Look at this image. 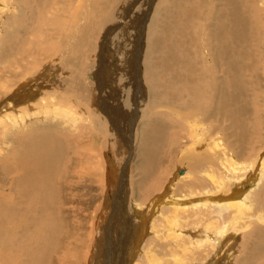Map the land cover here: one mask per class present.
<instances>
[{"label": "bare ground", "instance_id": "obj_1", "mask_svg": "<svg viewBox=\"0 0 264 264\" xmlns=\"http://www.w3.org/2000/svg\"><path fill=\"white\" fill-rule=\"evenodd\" d=\"M190 1L158 0L154 8L155 0H0V127L17 201L26 206L10 201L12 226L0 211V264H22L25 255L31 264L77 259L79 245L64 239L56 220L66 202L56 195L65 189V153L82 131L71 103L105 135L97 174L113 188L87 264H264V0H195L193 10ZM173 7L182 27L198 34L201 24L209 40L174 30ZM141 123L150 172L162 153L187 167L142 203L130 187Z\"/></svg>", "mask_w": 264, "mask_h": 264}, {"label": "rangeland", "instance_id": "obj_2", "mask_svg": "<svg viewBox=\"0 0 264 264\" xmlns=\"http://www.w3.org/2000/svg\"><path fill=\"white\" fill-rule=\"evenodd\" d=\"M194 1L195 0H192V1H190V2H187V4L189 5V8L190 9H192L193 10V7H194ZM10 2L11 3H13L14 5H16V0H10ZM155 3H157L158 4V0L156 1L155 0V2H154V8L156 7V5L157 4H155ZM190 3H192V4H190ZM219 3H221V2H219ZM32 4H34V3H32ZM34 6H36V4H34ZM154 8H153V11H154ZM153 11H152V13H153ZM176 11V12H175ZM171 12H172V14H173V16H175L177 13H178V15H177V17H176V21L175 20H172L173 22H172V26H173V28L176 26V24H177V26L174 28V30H176L177 32H182V30L183 29H185L188 33H192V34H195V35H199L200 36V39H202V40H209L208 39V33L205 35L204 34V32H202L203 31V27L201 26V24H200V31H198V34L194 31L195 30V28L193 29V28H191L189 25H186L185 27H182L181 26V23L180 22H182L183 21V17H182V15H179L180 13L176 10V8L175 7H173V9H171ZM170 11H169V14L171 13ZM174 12V13H173ZM33 14V13H32ZM34 15V14H33ZM152 15V14H151ZM154 17V16H153ZM141 18H142V16H141ZM140 18V19H141ZM195 19V22L197 23L198 22V20L196 21V19L197 18H195V17H191V18H189L192 22H194V19ZM209 19H210V17H208ZM209 19H206V21H213L212 20V17H211V20H209ZM254 20H252L251 18H250V21H251V23L253 24V25H255L254 24V21H255V18H253ZM256 19H258V18H256ZM143 20V19H142ZM259 20V19H258ZM258 20H256L255 22H257ZM152 21V20H151ZM253 21V22H252ZM194 22V23H195ZM179 23V24H178ZM199 23V22H198ZM197 23V24H198ZM210 23H212V22H210ZM159 27H160V25H158ZM189 28H191V29H189ZM141 26H139V28H138V32H139V34L137 33V35L138 36H142V32H141V30L143 29V28H140ZM161 28V27H160ZM140 30V31H139ZM196 30H197V28H196ZM189 31H191V32H189ZM141 32V33H140ZM194 32V33H193ZM161 33H162V29H161ZM203 33V34H202ZM202 34V35H201ZM189 35H191V34H189ZM204 35V36H203ZM188 36V35H187ZM207 36V37H206ZM191 37V36H190ZM193 37V36H192ZM197 37V36H196ZM229 37H231V36H229ZM117 38H115V40H114V42L116 41V42H119V38L116 40ZM200 41V43H202L201 42V40H199ZM249 43H251L252 42V40L251 39H249ZM116 42L114 43V44H116ZM143 44H146V39H145V37H144V39H143ZM254 42H255V45L254 46H256L257 45V42L256 41H253L252 43L254 44ZM251 43V45H250V47L251 46H253V44ZM113 46V45H112ZM253 46V49L256 51V50H258V46L259 45H257L256 47V49H255V47ZM110 47H111V45H110ZM111 48H113V47H111ZM176 49L178 48V52H180V48L179 47H175ZM174 48V49H175ZM183 48H184V46H183ZM176 49H175V51H176ZM107 50H108V48H107ZM107 50H106V52H107ZM176 51V52H177ZM96 52V53H95ZM97 52L99 53V51H98V48H96V46L94 47V48H92V50H91V52H89V54H88V59L89 60H87V64L90 66H92V63L94 62V64H95V61L97 60ZM114 55V57H115V53L112 51L111 53H109V55ZM160 53H158V55H159ZM89 55H91V56H89ZM96 55V56H95ZM105 55H106V53H105ZM104 55V56H105ZM134 55V54H133ZM183 56V55H182ZM91 57V58H90ZM94 57V58H93ZM110 57V56H109ZM109 57H107V58H109ZM110 60L111 59H113V58H109ZM90 61V62H89ZM143 62V61H142ZM143 64V68H142V78H143V80H145V78H144V75L146 76V73H145V65H144V63H142ZM211 64V63H210ZM108 67L110 66V63L108 62ZM115 67V66H114ZM113 68V67H112ZM115 70H117V69H115V68H113V70L112 71H110L111 73L109 74V79H113V81L115 82V79H116V75L115 74H117V72L118 71H115ZM134 72V71H133ZM114 76H113V75ZM113 77V78H112ZM115 78V79H114ZM147 78V77H146ZM91 80V79H90ZM112 81V82H113ZM118 81V80H117ZM89 82H91V84H94L93 83V81H89ZM120 82H122V81H120ZM72 105L74 104L75 105V103H71ZM72 106V110L74 111V112H77V116L80 118V120L82 121V123H81V121L79 122V118H78V122H76V124H78V125H80L79 123H81L82 124V126H80V127H82V128H80V129H82V131H83V129H84V131L82 132L81 130H79V133L80 134H78V131L76 132L77 133V135H75L74 134V137L75 138H73L71 141H70V143H71V147L73 148V152L71 153V154H69V155H67L66 153H65V155L66 156H68V157H70L71 158V160H70V162H69V166H68V168H67V174H65V179H64V187H65V189L61 192V191H58L57 193L58 194H56L58 197L60 196V198H61V200L62 201H66L63 205H61V206H59L58 204L56 205V207L58 208V206H59V208H58V210H60V214H57V222H60V224L62 223L63 224V226H64V228H65V231H64V234L63 235H66L65 236V238L64 239H70V242H69V244H71L72 246H74V244H77V245H79V247H78V249H77V251H78V254H77V259L76 260H74V261H71L70 263L71 264H85V262H86V264H87V261H86V259H85V257H87L88 255H86L85 253H87L88 251H87V249L89 250L90 248H91V250H93L94 248H95V246H94V244H97V242H98V240H99V235H98V230H97V227L100 225V222H101V220H102V217H103V214H102V212L104 211V209H105V207H106V199L107 198H110V197H108V196H110L111 194H112V192L110 193V190H113V188H111L110 189V187H108V184H107V182H106V180H105V185L103 186V184H102V181H100V179L99 178H101V174L99 175V174H97V173H99L101 170H102V168L105 166V155L103 154L104 152H105V141H106V139H105V135L103 136V134H100V135H98L99 134V132H96L95 133V129H93L94 128V126H90V125H88L87 124V122L89 121V118H88V114H86V113H82V112H80V111H78L79 109H77L76 108V106ZM74 108L75 109H77V110H74ZM126 109V108H125ZM79 113V114H78ZM82 114V116H80L81 114ZM83 115H84V118H83ZM82 117V118H81ZM87 118H88V121H87ZM92 124V123H91ZM83 125L85 126V127H83ZM87 125H88V127H87ZM90 127V128H89ZM92 127V128H91ZM142 127H144V125L141 123L138 127H137V129H138V137L136 138V145H138V151H136V159H134V161L131 163V169H130V182H131V186L130 187H132V191H133V195L134 196H136V198L139 200V202H141V199L143 200L142 202H145V199H147L146 200V202H148V200H151V198L153 197L154 199L157 197V196H159V195H161L162 194V192L160 191V192H158L157 194H156V192H157V190H159L161 187L160 186H163V184H162V181L164 180V182H165V180H166V176H170V177H173L174 176V173H175V171H179V170H185V168L187 169V167H182V168H179V167H177V163H178V158H177V156L176 157H173V156H171V155H169L168 156V154L166 153V156H164L165 154L164 153H162L161 155H159V158H160V160H159V163H158V166L160 165V167H158V169L156 168V170H154L153 172H150V171H152V169L150 168V165H148L147 163H149L150 164V162L148 161V159H146V157L145 156H143L142 157V149L140 148V147H142V142H141V135H139L140 134V132H141V130L143 129ZM3 128H5V127H3ZM2 128V129H3ZM2 129H1V127H0V139L2 138V141L0 140V211L2 212L3 210H5V211H3L2 213H4V214H6L5 216H7V218H10L11 217V221H10V224H11V226H12V222H13V218L14 217H12L13 215L11 214V212H10V210L9 209H7L9 206H10V203L12 202V205H13V202L15 203L16 202V204H18L19 206V208H26V206H23L22 204H21V202L20 203H18V201H17V195H19L18 193H17V188L15 187V185H13V180H14V177L16 176V174L14 173H11L10 174V170H9V165H8V163H9V161H8V156L9 155H7V152H6V150H8V148H9V139L7 140V141H5V143H7V144H5V143H3L4 141H3V136L5 135V134H7V133H5V131H6V128L5 129H3V131H2ZM86 130V131H85ZM90 130V131H89ZM93 130H94V132H93ZM217 130V133H215V134H218L219 132H220V130L219 129H216ZM86 132V133H85ZM216 132V131H215ZM2 133V134H1ZM82 133H85L84 135L82 134ZM90 133H91V136H92V139L90 138L91 136H90ZM93 134H94V136H93ZM82 136V137H81ZM79 137V138H78ZM85 137V138H84ZM94 137V138H93ZM89 138H90V140L91 141H89ZM76 139V140H75ZM95 139V140H94ZM105 139V140H104ZM82 140V141H81ZM17 142V141H16ZM77 142V143H76ZM4 145H2V144ZM103 143V144H102ZM17 145V148L19 149L20 147H18V146H20V144H19V142L16 144ZM81 145V146H80ZM103 145V146H102ZM107 146V145H106ZM8 147V148H7ZM11 147V146H10ZM80 147V148H79ZM104 149H103V148ZM2 148H4V152H2L3 151V149ZM75 150L77 151V153L75 152ZM5 153H6V156L7 157H5L4 158V155H5ZM76 153V154H75ZM81 153V154H80ZM91 154L92 155H94V156H91ZM3 155V156H2ZM91 156V157H90ZM1 157H3L2 159H1ZM108 157V156H107ZM73 158V159H72ZM165 158V159H164ZM3 159H5V161L3 160ZM145 160V161H144ZM72 161V162H71ZM88 161V162H87ZM94 161V162H93ZM95 161H98V162H95ZM148 161V162H147ZM164 161V162H163ZM3 162H5V163H3ZM6 162H8V163H6ZM3 163V164H2ZM93 163V164H92ZM98 166H97V165ZM146 164H147V167H146ZM176 164V165H175ZM179 164V163H178ZM162 165V166H161ZM90 166V167H89ZM70 167V168H69ZM97 167H99L98 169H97ZM146 167V168H145ZM110 168L111 167H109V166H107V169L108 170H106V174L109 172V170H110ZM179 168V169H178ZM151 169V170H150ZM7 170V171H6ZM173 170V171H172ZM145 171V172H144ZM157 171V172H156ZM161 171H163L162 173H160ZM165 171H167L166 173H167V175H166V173H165ZM8 172V173H7ZM95 172V173H94ZM174 172V173H173ZM86 173V174H85ZM147 173H149V174H153L152 176H153V178L152 177H149V176H147ZM168 173H169V175H168ZM12 174H13V176H12ZM173 174V175H172ZM68 176V177H67ZM143 178H142V177ZM146 176L148 177V181H146L145 183H142L144 180H145V178H146ZM157 176V177H156ZM156 177V178H155ZM159 177H160V179H162L161 181H159L160 179H159ZM13 179V180H12ZM154 179H156V180H154ZM120 180V179H119ZM171 180H173V178H171ZM134 181V182H133ZM157 181L159 182V183H157ZM141 183V184H144V186H143V188L142 189H138V185L139 184H137V183ZM148 182V183H147ZM163 182V183H164ZM67 183V184H66ZM119 183H120V181H119ZM155 183H157V184H159V185H157V184H155ZM38 184V183H37ZM135 184V185H134ZM155 185V186H154ZM159 186V187H158ZM136 189H137V191H136ZM139 190V191H138ZM140 192V193H139ZM110 193V194H109ZM135 193V194H134ZM139 193V194H138ZM62 194V195H61ZM65 195V196H64ZM150 196V197H149ZM148 197H149V199H148ZM133 198V197H132ZM7 199V200H6ZM76 199V200H75ZM153 200V199H152ZM11 201V202H10ZM115 201V200H114ZM114 201H112L111 202V208H112V203L114 202ZM141 202V203H142ZM20 204H21V206H20ZM105 204V205H104ZM128 204L129 203H127L126 205V207L125 208H130V205L128 206ZM105 207H104V206ZM3 206H4V208H3ZM7 206V207H6ZM2 207V208H1ZM63 207H66L65 209L63 208ZM99 208V209H98ZM63 209V210H62ZM6 210H8L9 212H10V214H8V213H6ZM68 210V211H67ZM116 210H117V208H116ZM61 211H62V213H61ZM99 213H98V212ZM111 211V210H110ZM1 212H0V214H1ZM4 214H1L0 215V217H2V218H0V221L1 220H3V219H6V217L4 218ZM10 215V216H8V215ZM67 214H68V216H67ZM113 214V213H112ZM35 215V214H34ZM62 215V217H60V216ZM76 215V216H75ZM94 215L96 216V218L94 217ZM60 217V218H59ZM64 217H65V219H64ZM94 218V219H93ZM59 219H60V221H59ZM74 219V220H73ZM96 219V220H95ZM99 220V221H98ZM76 221H77V223H76ZM79 221V222H78ZM93 222V223H92ZM70 223V224H69ZM74 223V224H73ZM10 224H9V226H10ZM14 224H18L17 222L16 223H14ZM13 224V225H14ZM80 224H81V226H80ZM75 225V226H74ZM83 225H84V227H83ZM93 225V226H92ZM11 226H10V228H11ZM78 226H79V228H78ZM92 228V229H91ZM70 229V230H69ZM74 229V230H73ZM78 229V230H77ZM96 230V231H95ZM93 231H94V233H93ZM76 232V233H75ZM91 232V233H90ZM84 233V234H83ZM90 233V234H89ZM96 233V234H95ZM11 234V233H10ZM77 234V235H76ZM81 234V235H80ZM12 235V234H11ZM147 235V234H146ZM12 236H14V235H12ZM93 236V237H92ZM117 236V235H116ZM15 237V236H14ZM17 237H20V236H17ZM68 237V238H67ZM80 237V238H79ZM90 237V238H89ZM152 236H149V235H147L145 238H147V239H150ZM17 239V238H16ZM147 239H145V243H146V241H147ZM27 241L28 240H26L24 243H27ZM31 241L33 242V243H35L36 242V240H34V239H31ZM72 241V242H71ZM83 241V242H82ZM89 241L91 242V243H89ZM38 242V241H37ZM85 242H86V245H85ZM20 243H22L21 241H20ZM91 244V245H90ZM0 245H1V240H0ZM87 245H89V248L87 247ZM84 246V247H83ZM91 246V247H90ZM102 248H105L104 247V243H103V241H102ZM1 247V246H0ZM94 247V248H93ZM8 248V252L9 251H11V249H10V247H7ZM84 248V249H83ZM86 248V249H85ZM237 248H239L240 249V246L239 247H234V250L235 251H238V249ZM141 249H142V245H141V247H140V251H141ZM35 251V250H34ZM116 251H117V249H116ZM140 251H139V255H140ZM28 252L29 253H31L32 255H34V253H36V252H32V251H30V250H28ZM83 252V253H82ZM239 254V253H238ZM12 255H14V254H12ZM38 255V254H37ZM79 255V256H78ZM245 257H246V254L244 255ZM252 256V254L249 256V257H247V258H250ZM26 257H28V255H25L23 258L25 259L23 262H27V258ZM35 258H38V256H34ZM79 258V259H78ZM82 258V259H81ZM241 258H244L243 256L241 257ZM246 258V259H247ZM85 259V260H84ZM93 258L91 257V260H92ZM23 260V259H22ZM22 260H21V262H22ZM78 260H80L79 262H78ZM84 260V262H82ZM242 261H244V260H242ZM14 261H12V263L11 264H14L13 263ZM23 262H22V264H23ZM107 262V261H106ZM27 263H29V262H27ZM16 264V263H15ZM21 264V263H20ZM29 264H31V263H29ZM243 264V263H242Z\"/></svg>", "mask_w": 264, "mask_h": 264}]
</instances>
